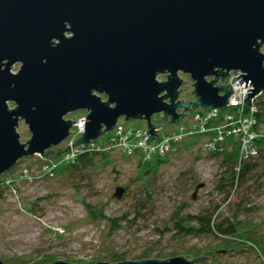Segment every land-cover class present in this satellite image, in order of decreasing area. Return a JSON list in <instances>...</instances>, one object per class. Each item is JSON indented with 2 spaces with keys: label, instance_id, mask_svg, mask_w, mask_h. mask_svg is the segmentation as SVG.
<instances>
[{
  "label": "water",
  "instance_id": "1",
  "mask_svg": "<svg viewBox=\"0 0 264 264\" xmlns=\"http://www.w3.org/2000/svg\"><path fill=\"white\" fill-rule=\"evenodd\" d=\"M263 45L264 0H0V177L25 158L71 151L60 146L77 125L66 117L77 111H86V127L72 146L88 150L121 118L145 121L143 145L151 147L155 115L174 125L197 109H226L233 88L219 84L233 72L242 73L233 85L253 86L251 107L264 93ZM181 75L190 77L195 102L179 100L188 88ZM21 122L31 134L25 144Z\"/></svg>",
  "mask_w": 264,
  "mask_h": 264
},
{
  "label": "rangeland",
  "instance_id": "2",
  "mask_svg": "<svg viewBox=\"0 0 264 264\" xmlns=\"http://www.w3.org/2000/svg\"><path fill=\"white\" fill-rule=\"evenodd\" d=\"M19 69L17 64L13 72ZM181 77L188 82V88H181L185 91L179 100L195 102L196 97L189 95L194 90L190 77ZM166 79L167 76L159 77L162 82ZM222 83L219 85H226ZM10 107L15 105L11 103ZM85 116L86 111L81 110L66 119L77 121ZM120 123L148 130L145 121L121 118ZM152 123L155 127L165 125L159 115L153 117ZM175 127L166 124L163 132ZM18 132L22 143L31 139L23 122ZM193 140L201 139L198 136ZM67 141L60 148L66 150L70 146ZM109 154L108 164L98 166L82 180L48 176L49 170L44 167L48 160L40 156L21 160L10 175L17 180L18 190L0 195V261L98 264L116 263L113 258L120 256L136 261L149 253L160 260L183 256L193 261L203 256L212 258L215 264H264V249L256 244L264 241V190L239 189L227 201L225 194L216 189L226 176V166L220 158H211L198 147L184 150L169 156L157 174L145 175L143 182L138 156L125 157L119 150ZM84 203L104 212L108 219L116 221V226L111 221L91 220ZM197 214L214 216L222 223L229 219L240 222L252 231L244 237L250 239L249 244L241 245L244 238L229 242L214 236H187L174 229L181 217Z\"/></svg>",
  "mask_w": 264,
  "mask_h": 264
},
{
  "label": "built area",
  "instance_id": "3",
  "mask_svg": "<svg viewBox=\"0 0 264 264\" xmlns=\"http://www.w3.org/2000/svg\"><path fill=\"white\" fill-rule=\"evenodd\" d=\"M241 75L242 73L233 72L230 78L222 83L230 84L233 88V94L229 98V106L226 109L213 110L210 113L197 109L189 116H185L179 124H174L177 126L176 129L165 133L163 130L166 125H159V127L157 125L156 132L159 134V139L151 147L143 145L148 138L147 131L126 127L119 121L116 129L109 133L104 142L100 140L94 142L88 150L80 147L73 149V143L85 131L86 113L85 118L77 120V125L71 131L68 139L71 151H66L58 159H49L44 167L49 170V176H54L55 170L74 162L80 154L93 150L105 152L119 150L128 156H133L136 151L141 150L145 161H149L155 157H164L174 153L181 143L198 136L201 140L197 141L196 147L204 154L222 153L227 148L238 146L240 162L249 161L257 156L256 141L264 138V131L261 133L257 130L259 125L257 103L263 93L251 99V107L245 104L248 91L254 88L251 84L247 87L244 83L240 84L239 80L233 85V80ZM231 108H236L238 111L233 112ZM75 130L79 132V135Z\"/></svg>",
  "mask_w": 264,
  "mask_h": 264
},
{
  "label": "trees",
  "instance_id": "4",
  "mask_svg": "<svg viewBox=\"0 0 264 264\" xmlns=\"http://www.w3.org/2000/svg\"><path fill=\"white\" fill-rule=\"evenodd\" d=\"M264 95V93H263ZM263 99V98H262ZM258 113H259V125L257 127L258 131L263 133L264 131V100L257 103ZM231 111H238L236 108H231ZM109 136V135H108ZM107 136V137H108ZM106 139V138H105ZM105 139L100 142H104ZM196 140H189L181 143L176 151L172 154H167L164 157H155L152 160L145 161L143 152L136 151L133 156H128L127 154L121 152L125 157L135 158L138 156L137 160L139 161V168L143 171L141 176V181L145 182V175L154 176L157 174L161 166L168 162L169 156H175L184 150H189L195 148ZM99 144V143H98ZM197 148V147H196ZM257 156L250 159L249 161L240 162L239 160V150L238 146L227 148L222 153H209L207 156L211 158H220L223 162V165L226 166V176L220 180L219 185L217 186V191L225 194L226 200L229 201L231 195L236 193L239 189L248 190L250 188H255L256 190H264V184L262 180L264 178V138L256 141ZM105 151H87L78 156V158L67 165L62 166L61 168L54 171V176H71L72 178L79 177L80 180L85 179L94 169L100 165L108 164L110 161V154ZM65 153V152H64ZM12 170L0 177V195L3 191L11 190L17 191V180L14 177H11ZM49 176V175H48ZM82 199V198H81ZM85 208L89 214V217L93 221H111L116 226V221L108 219L104 212L101 210L92 207L91 205L84 203ZM240 205V204H239ZM244 211H246L244 209ZM176 219V218H175ZM173 219V220H175ZM184 221H187L184 222ZM193 224V225H192ZM174 229L178 230L179 233L187 236H214L217 238L227 239L229 242L233 240H242L245 235L251 234L250 229L246 230L242 227V224L235 220H226L223 223L217 222L214 219V216H208L205 214H197L193 216L181 217L180 220L174 223ZM250 239L244 238L241 242L249 244ZM257 245L261 246L264 249V241L256 242ZM199 256V255H198ZM200 257V256H199ZM153 259L149 253L145 254L143 257H140L137 260H147ZM127 261L123 256L114 257L113 262H123ZM49 261H42L40 264L48 263ZM210 264H215L214 262Z\"/></svg>",
  "mask_w": 264,
  "mask_h": 264
}]
</instances>
